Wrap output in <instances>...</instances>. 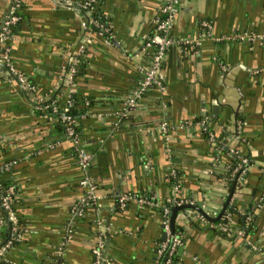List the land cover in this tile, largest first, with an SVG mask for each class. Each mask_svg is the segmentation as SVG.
Segmentation results:
<instances>
[{
	"label": "crops",
	"instance_id": "crops-1",
	"mask_svg": "<svg viewBox=\"0 0 264 264\" xmlns=\"http://www.w3.org/2000/svg\"><path fill=\"white\" fill-rule=\"evenodd\" d=\"M77 1L21 0L10 51L15 67L36 84L35 95L57 88L60 62L83 41ZM166 1L96 2L111 32L85 42L82 74L73 84L94 100L81 118L84 155L55 128L53 114L34 106V93L0 76V165L15 161L6 177L16 186L20 226L13 229L0 208V264H94L98 242L107 264H156L167 233L160 206L146 200H172L166 176L174 166L182 192L205 213L201 219L195 207L178 210L176 264H264V38H246L264 34V0H178L171 35H199L205 21L211 37L172 44L159 69L162 87H150L118 122L114 109L150 61L144 43ZM13 3L0 0V31ZM202 118L213 137L201 129ZM233 149L250 160L230 197L240 206L256 204V226L246 239L223 235L210 218L229 194L224 174ZM85 175L95 183L96 201L80 183ZM123 192L135 196L125 207L117 202Z\"/></svg>",
	"mask_w": 264,
	"mask_h": 264
},
{
	"label": "built area",
	"instance_id": "built-area-1",
	"mask_svg": "<svg viewBox=\"0 0 264 264\" xmlns=\"http://www.w3.org/2000/svg\"><path fill=\"white\" fill-rule=\"evenodd\" d=\"M97 0H79L76 2L78 7L86 9V13H91V8L94 6ZM22 4L21 0H14V3L10 7V11L8 14V17L5 19L1 31H0V41L2 42V51L0 53V65L4 64L5 68H2L0 66V76L4 78L7 82L16 81L19 83L22 88L27 90L30 93H34L35 96V103L34 106L40 110H48V108H51L52 111H55L57 109V103L60 100V95H64V98L62 99L63 103L65 101V104L63 106V111H67L69 105L71 104L70 95L72 92H75L73 88V74L76 71V66L78 62V55H82L84 58L85 54V42L89 41L90 36L95 32H100L101 34H104L106 37L110 36V28L108 24L101 23L97 19L89 18L88 22L92 23L95 26H98L100 29L98 31L93 30L91 27H88L85 24V19L82 21V28L85 29L84 31V37L83 41L80 42V44L77 47V50L74 54L67 56L64 58L63 61L59 64V70H60V81L63 82L64 91L62 92H56V88L49 87L48 92H46L44 95L37 94L35 95L36 91V84L29 79L23 72L19 71L11 57V46L9 44V40L13 37L9 35L10 32V26L16 22L18 19V15L15 13V9L18 8ZM178 4V0H167L164 2V4L161 5V15L156 19V30L154 33L150 34L147 38V40L144 43V49L148 50L150 53V61L148 64L140 66V72L141 76L140 79L136 85V87L133 89L132 93L123 100V106L119 110H116L115 113L117 115V121L119 122L122 117L126 116L128 113V106L135 105L140 97L142 96L143 92L150 86H158L162 87V83L159 77V69L162 64V60L164 58L166 50L174 43H181V42H200L201 40L211 37L210 33V26L207 22L202 23V32L199 35H193L191 37H187L184 39H175L171 33H170V26L174 17V11L175 6ZM238 36V35H237ZM246 38L249 40H262L264 38V34H257V33H247ZM49 97V101L45 100L44 98ZM47 101V102H45ZM45 102V103H43ZM85 116V114L82 115V117ZM60 119L65 122V131L64 133L71 138L74 143L78 146V152L80 155H84L86 152L84 149L80 146V138L75 130V126L78 125L79 121L75 118L71 117L69 114L62 113L60 116ZM201 129L204 130L210 137H213L212 132L209 131V128L207 127V120L205 118H202L199 120ZM161 127L164 131L167 129V124L163 122L161 124ZM233 154L237 155L239 158H241V163H246L248 161L246 156H243L241 154V151H238L236 149H233ZM14 160L6 161L0 165V169L7 170L12 163H14ZM240 164L238 165V167ZM235 170H237V168ZM248 167V165H247ZM247 167L243 168L242 172H244ZM264 172V167L261 169ZM237 181L242 180V176L238 175L236 177ZM80 183L87 187V191L89 192V197L96 201L99 199V196L96 193L95 190V183L93 182V179L85 175ZM178 185H175L174 189L177 190ZM14 190L13 185H9L4 189V192L0 194V208L3 209L7 216V220L11 223V227L17 231H19L20 226L18 222V218L14 212V209L11 205L12 202V193ZM135 196L132 193L129 192H123L118 195L117 202L121 207H125L128 203V201L131 198H134ZM152 205H158L162 207V218H163V229L167 233L166 240L161 241L158 244L157 247V254H160L163 249L167 246V242L169 241V249L168 253L169 256L177 250L182 245V235L180 232L176 233L173 229H171L170 226V208L166 204L159 205L154 199L146 200ZM175 204H182V203H193V200L189 197L185 198H177L174 197L172 200ZM167 201V202H168ZM219 211L213 213L216 214ZM201 219H204L205 215H199ZM229 217V215H227ZM3 218L0 217V221H2ZM219 228L221 230H226V226L222 223H219ZM238 234H242L241 230H238ZM249 242V241H248ZM1 253V250H0ZM93 254H94V264H107V259L105 254L103 253L101 249V243L98 242V245L93 248ZM171 263V257H168L166 259L165 264Z\"/></svg>",
	"mask_w": 264,
	"mask_h": 264
},
{
	"label": "trees",
	"instance_id": "trees-1",
	"mask_svg": "<svg viewBox=\"0 0 264 264\" xmlns=\"http://www.w3.org/2000/svg\"><path fill=\"white\" fill-rule=\"evenodd\" d=\"M21 6L22 5H20L18 8L15 9V13H16V15H18V19L16 20V22L14 24H12L10 26V32H9L10 36L16 35L20 29V25H21V21H22ZM78 9L80 10V13L83 15V18L85 19V24L87 25V29H88V27H91L95 31H98L100 29L98 26H95L92 23L88 22L89 18H94V19H97L101 23L107 24L106 18L104 17L102 11L99 8H97L96 3L91 8L90 14H87L86 9H84V8L78 7ZM83 30H85V29H83ZM1 45L2 44L0 41V53L2 51ZM147 52L149 53L148 50H147ZM84 62H85V60H84L83 56L78 55V62H77V66H76V71L73 74V81H72L74 84L77 83L78 76H80L82 74ZM0 66L2 68H5L4 64H1ZM150 87H152V86H150ZM150 87H148L143 92L140 99L144 96L145 92ZM64 89L65 88L63 86V82H61L57 86L56 92L57 91L63 92ZM70 99H71V104L69 105L67 111H63V106L65 104V101L63 103L58 101L57 109L55 111H52L51 108H48L47 111L50 114H53V118L55 119V123H54L55 128L58 129L59 131H62V132L65 131V122H63L60 119V116L62 115V113L69 114L71 117L78 120L79 123H78V125L75 126V130L77 131L79 138L81 140V135H82L81 118H82L83 114H86V113H88V111H90V108L94 104V100H91L89 97H87L85 95L78 94L76 92L71 93ZM47 101H49V100H47ZM47 101H45V102H47ZM45 102H43V103H45ZM121 106H123V101H121L120 104L118 106H116L114 110L115 111L119 110L121 108ZM130 107L131 106H128V113L126 116L121 118L120 122H122L127 116H129V108ZM241 154L243 156H246L248 161L246 163H241V158H239L235 154H232L229 169L224 174V180H225V183H226V186H227L229 192L233 189L232 194L235 192L236 187H238V188L241 187V185L243 184V181H244V179L237 181L236 177L238 175H241L243 178L244 175L246 174L247 170H245L244 172H242V170H243V168L247 167V165L250 164L249 154L247 152L246 153L241 152ZM239 164H240V166L238 167ZM236 167H238L237 170H235ZM6 174H7L6 170L0 169V194H2V192H4V189L7 186L13 185L14 190L12 193V202H11V205L13 207V202H14V198H15V187L16 186H15L13 180L6 177ZM166 178H167L168 184L171 187H175V185H178V188L175 191V194H176L175 197L185 198L186 196L182 192L184 182L182 180L183 178H182L180 169L178 167H175V166L172 167L171 170L168 171ZM232 194H231V196H232ZM163 204H166L169 206V208H170L169 216L171 215L172 208L176 205H180V204H175L173 201L164 202ZM221 204L222 205H221L219 212L217 214L210 215V218H211V220H213V222L215 224L222 223L223 225L226 226V230H221L222 234L223 235H231L232 234L231 237H236V236L240 235V234H238V230H241L242 234L240 235V237H242L243 239H246L247 237H251V235L255 229V226H256L255 225L256 213L254 211L256 208V204L254 202L253 203L249 202L243 206H240V204L238 203V201L235 197H233L232 199L229 198V200H227V198H226L225 200H223V202ZM241 209H243L242 212H241ZM160 210L162 213V207H160ZM198 212H200L199 214L202 213V215H205L201 209ZM227 215H229V217H227ZM173 230H174V232L178 233L182 230V227L179 226L174 221ZM168 249H169V241L167 242V246L163 249V251L160 254H157L156 264H165L166 259L168 257H171V263L170 264H176V262L178 260V251L175 250L171 254V256H169Z\"/></svg>",
	"mask_w": 264,
	"mask_h": 264
},
{
	"label": "water",
	"instance_id": "water-1",
	"mask_svg": "<svg viewBox=\"0 0 264 264\" xmlns=\"http://www.w3.org/2000/svg\"><path fill=\"white\" fill-rule=\"evenodd\" d=\"M232 191H233V189L229 192V194L227 196V200H229V198L231 197ZM186 207H195V208H197L199 210L201 209V207L199 205H197V204H191V203H182L180 205L174 206L172 208V210H171V215H170V226H171V229H173V227H174V220H175V216H176L178 210H180L182 208H186Z\"/></svg>",
	"mask_w": 264,
	"mask_h": 264
}]
</instances>
